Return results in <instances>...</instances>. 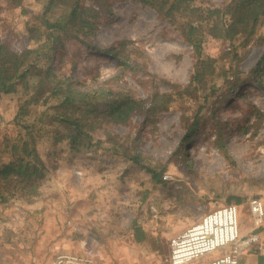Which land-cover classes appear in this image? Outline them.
<instances>
[{"label":"rangeland","instance_id":"rangeland-1","mask_svg":"<svg viewBox=\"0 0 264 264\" xmlns=\"http://www.w3.org/2000/svg\"><path fill=\"white\" fill-rule=\"evenodd\" d=\"M233 1L193 3L229 15ZM44 2L0 0V40L16 51L37 46L26 29L39 24ZM80 2L97 12L85 41L63 34L35 62L68 76L97 106L123 97L143 103L126 121L87 116L90 138L71 142L65 132L76 128L75 114L60 97L36 103L25 91L0 90V264H49L83 248L95 257L106 251L116 264H171V237L226 203L238 206L240 233L261 231L264 220L252 224L249 200L264 202V18L249 36L205 30L199 53L180 20L148 4ZM201 59L202 81L191 91ZM154 94L170 98L148 111ZM198 108L201 121L184 136ZM135 151L138 160L129 156ZM8 161L29 167L2 170Z\"/></svg>","mask_w":264,"mask_h":264},{"label":"trees","instance_id":"trees-1","mask_svg":"<svg viewBox=\"0 0 264 264\" xmlns=\"http://www.w3.org/2000/svg\"><path fill=\"white\" fill-rule=\"evenodd\" d=\"M94 1L102 3L105 0ZM138 1L152 6L170 22L175 23L180 20V25L184 27L183 35L199 53L204 46L201 41L205 30L214 37H228L230 32L236 31L249 36L255 32L258 21L264 18V0H234L228 6L229 15L223 14L224 11L217 7L209 6L202 9L193 3L194 0ZM225 10L228 11L227 7ZM220 12L224 18H217ZM96 14L95 8L83 6L80 0H45L42 10L35 14V19L39 24L29 23L26 29L29 41L38 43L37 46L25 47L21 51H16L0 40V90L25 91L26 96L31 94L30 97H33H29L27 100L36 103L45 101L51 95L60 97L59 105H63L65 110H71L69 113H74L77 120H75L76 128H68L65 132L71 142L75 140L81 142L90 138V135L83 132L85 121L91 120L87 119V116L90 117L91 114L92 116L93 114L105 115L116 121H126L131 112L143 103L123 97L107 101L104 107L97 106L93 103L89 92L77 89L68 76L40 67L35 62L37 55L46 53L57 40L63 38V34L85 41L84 37L91 32L94 24L92 17ZM201 62L203 66H196L190 83L187 85V88L193 86L191 91L196 90V83L199 84L202 81L205 60L201 59ZM32 76H37V78L31 79ZM30 85L35 86L32 93H29ZM151 98V103L147 106L148 111H157L161 107H166L165 99L170 97L167 94H154ZM73 110H78V112ZM200 112L198 108L191 120L187 118L189 121L186 122L184 136L192 135L195 125L201 121ZM68 120V116L63 118L62 125H68ZM24 151H28L26 147ZM125 153L127 152L125 151ZM129 156L133 160L140 158L137 151ZM28 167L29 162L8 161L3 164L2 170L21 172L27 170ZM149 169L153 178L159 177V171L155 168ZM138 233L136 229L134 232L136 239L140 237Z\"/></svg>","mask_w":264,"mask_h":264},{"label":"built area","instance_id":"built-area-1","mask_svg":"<svg viewBox=\"0 0 264 264\" xmlns=\"http://www.w3.org/2000/svg\"><path fill=\"white\" fill-rule=\"evenodd\" d=\"M249 208L255 217H264L261 197H252ZM255 244L262 246L258 233H240L238 206L236 203H226L206 212L196 223L171 237L170 263L197 264L193 263L196 259L218 251L216 256L201 264H242V256ZM92 253L59 252L49 264H98L96 254ZM103 264L116 263L108 261Z\"/></svg>","mask_w":264,"mask_h":264},{"label":"crops","instance_id":"crops-1","mask_svg":"<svg viewBox=\"0 0 264 264\" xmlns=\"http://www.w3.org/2000/svg\"><path fill=\"white\" fill-rule=\"evenodd\" d=\"M249 214L251 216L250 220L252 221L253 225H254V223H259L260 221L264 220V217L260 219V218L255 217L254 215H252L250 210H249ZM241 229L244 231L243 234H246V230L244 228H241ZM258 240L261 241L262 246L255 244V245L249 247L248 251L245 252V254L242 256V264H264V227L262 228L261 231L258 232ZM80 243H82V242H80ZM81 251H86V252L92 253V251H90V249H88V248H85V249L83 248V249H81ZM109 257L110 256L105 251V255H102V254L98 255L97 254L96 258H98V261H103L102 263H99V264H103V263L110 261ZM208 259H209L208 256L205 255V256H202V257L196 259L193 263L201 264L203 262H206Z\"/></svg>","mask_w":264,"mask_h":264}]
</instances>
